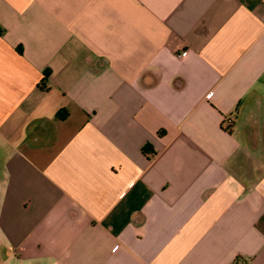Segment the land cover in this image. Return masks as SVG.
<instances>
[{"label":"crops","instance_id":"crops-1","mask_svg":"<svg viewBox=\"0 0 264 264\" xmlns=\"http://www.w3.org/2000/svg\"><path fill=\"white\" fill-rule=\"evenodd\" d=\"M237 259L264 264V0H0V264Z\"/></svg>","mask_w":264,"mask_h":264},{"label":"trees","instance_id":"trees-1","mask_svg":"<svg viewBox=\"0 0 264 264\" xmlns=\"http://www.w3.org/2000/svg\"><path fill=\"white\" fill-rule=\"evenodd\" d=\"M228 129H230V126L228 127ZM142 152L148 157L151 158L156 154V151L152 148V146L150 145H144L142 147ZM241 259H237V264H242V262L240 261Z\"/></svg>","mask_w":264,"mask_h":264},{"label":"built area","instance_id":"built-area-1","mask_svg":"<svg viewBox=\"0 0 264 264\" xmlns=\"http://www.w3.org/2000/svg\"><path fill=\"white\" fill-rule=\"evenodd\" d=\"M183 54H184V51L178 53L177 55H178V56H181V55H183ZM211 94H212V92H209V93L207 94V97H210ZM240 261H241V260H240ZM241 262H242V261H241ZM236 264H237V262H236Z\"/></svg>","mask_w":264,"mask_h":264}]
</instances>
